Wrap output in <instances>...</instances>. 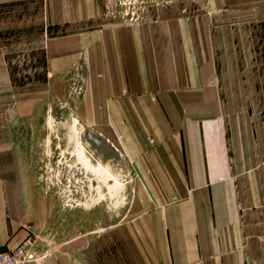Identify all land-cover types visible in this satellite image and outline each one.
<instances>
[{
	"label": "rangeland",
	"instance_id": "obj_1",
	"mask_svg": "<svg viewBox=\"0 0 264 264\" xmlns=\"http://www.w3.org/2000/svg\"><path fill=\"white\" fill-rule=\"evenodd\" d=\"M46 3L0 0V113L21 118L11 129L24 135L42 196L34 234L46 264H134L130 233L152 200L123 137L111 124L97 130L98 113L105 121L109 109L94 107L85 52L89 36L130 29L180 37L246 86L249 142L235 141V150L248 169L234 179L244 252L249 264H264V0H89L73 19Z\"/></svg>",
	"mask_w": 264,
	"mask_h": 264
},
{
	"label": "crops",
	"instance_id": "obj_2",
	"mask_svg": "<svg viewBox=\"0 0 264 264\" xmlns=\"http://www.w3.org/2000/svg\"><path fill=\"white\" fill-rule=\"evenodd\" d=\"M46 1L47 11L70 19L89 2ZM182 40L130 29L86 41L90 91L99 92L94 107L109 109L94 123L123 137L124 154L152 200L130 233V258L249 264L234 179L248 169V159L244 165L237 158L242 149L235 150V141L249 142L246 86L219 75L215 58L195 57ZM18 117L0 113V247L18 245L43 222L24 135L11 129Z\"/></svg>",
	"mask_w": 264,
	"mask_h": 264
},
{
	"label": "built area",
	"instance_id": "obj_3",
	"mask_svg": "<svg viewBox=\"0 0 264 264\" xmlns=\"http://www.w3.org/2000/svg\"><path fill=\"white\" fill-rule=\"evenodd\" d=\"M47 256L39 252L34 233L28 234L16 246L0 247V264H40Z\"/></svg>",
	"mask_w": 264,
	"mask_h": 264
},
{
	"label": "bare ground",
	"instance_id": "obj_4",
	"mask_svg": "<svg viewBox=\"0 0 264 264\" xmlns=\"http://www.w3.org/2000/svg\"><path fill=\"white\" fill-rule=\"evenodd\" d=\"M82 158L83 159H86L85 161L86 162H88L87 161V157L85 156V155H83L82 154ZM96 167V169H98V172H97V174L101 177V176H103V174H104V172H99V171H101V170H103L104 171V167L101 165V164H99L98 166H95ZM87 168H91V165L90 164H87ZM95 171V170H94ZM107 173V172H106ZM103 180V179H102ZM104 181V180H103Z\"/></svg>",
	"mask_w": 264,
	"mask_h": 264
}]
</instances>
